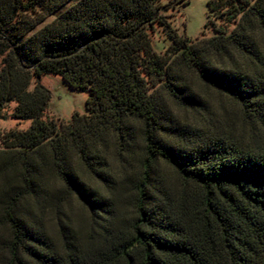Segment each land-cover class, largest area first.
Returning a JSON list of instances; mask_svg holds the SVG:
<instances>
[{
  "label": "trees",
  "instance_id": "1",
  "mask_svg": "<svg viewBox=\"0 0 264 264\" xmlns=\"http://www.w3.org/2000/svg\"><path fill=\"white\" fill-rule=\"evenodd\" d=\"M181 1L0 0V118L31 122L0 138V264H264V0H208L196 41ZM48 73L88 114L43 119Z\"/></svg>",
  "mask_w": 264,
  "mask_h": 264
},
{
  "label": "rangeland",
  "instance_id": "2",
  "mask_svg": "<svg viewBox=\"0 0 264 264\" xmlns=\"http://www.w3.org/2000/svg\"><path fill=\"white\" fill-rule=\"evenodd\" d=\"M170 0H162L163 3H170ZM208 0H182L179 3L169 5L162 11L167 15L171 26L180 35L187 36L191 41H196L199 38H209L214 35V29L210 24H207L208 16ZM56 13L49 15L47 10L34 7L27 11H19L17 15L18 23L24 20L35 22L44 18L42 23L37 24L35 29L40 28L45 23L51 22ZM211 19L219 22V20ZM207 24V25H206ZM234 27V23L230 24L228 30ZM152 48L163 53L170 44V39L167 37L163 28L155 24L154 30L150 33ZM34 79L30 84V89L33 88ZM39 82L49 91V100L45 109L43 119L53 118L58 122L69 123L74 112L79 114H88L86 108V100L89 97L88 90L76 89L70 87L59 74L48 73L44 74ZM16 103L10 101L5 103L2 117L0 118V138L6 132L11 130H25L30 126V120L16 119L11 116V113ZM164 173L172 176L168 168L163 166Z\"/></svg>",
  "mask_w": 264,
  "mask_h": 264
}]
</instances>
